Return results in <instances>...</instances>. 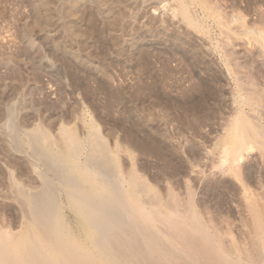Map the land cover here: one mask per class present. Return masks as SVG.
I'll use <instances>...</instances> for the list:
<instances>
[{
    "label": "rangeland",
    "instance_id": "374dc122",
    "mask_svg": "<svg viewBox=\"0 0 264 264\" xmlns=\"http://www.w3.org/2000/svg\"><path fill=\"white\" fill-rule=\"evenodd\" d=\"M181 1L198 30L173 16L176 0H0L5 218L16 212L10 170L29 196L60 191L64 154L45 153L38 126L56 141L71 123L85 143L89 115L110 146L132 152L166 206L193 207L230 251L258 246L247 198L264 224V154L244 150L234 178L224 144L240 108L264 127V0ZM240 95L254 98V111Z\"/></svg>",
    "mask_w": 264,
    "mask_h": 264
},
{
    "label": "bare ground",
    "instance_id": "6f19581e",
    "mask_svg": "<svg viewBox=\"0 0 264 264\" xmlns=\"http://www.w3.org/2000/svg\"><path fill=\"white\" fill-rule=\"evenodd\" d=\"M176 1L179 6L173 16L198 30L197 20L181 0ZM209 12L213 16L214 11ZM251 95H240L238 99L241 106L254 111L255 101ZM70 124L60 125L56 141L47 123L38 126V145L48 147L45 153L50 155L53 148H58L64 154V163L59 166L64 170L63 181L57 196L51 190L38 197L29 196L25 182L15 178L13 170L9 171L17 191L13 202L16 212L10 219L0 212V264L262 262L258 263L256 257L264 256V224L254 200L247 198L253 241L258 246L250 250L236 246L230 251L226 244H221L222 239L221 243L217 241L219 235L211 224L201 223V216L193 207L185 209L184 215L178 213L179 209L166 206L167 202L155 187L134 168L132 152L118 143L110 146L107 135L91 116L88 115L85 143ZM225 132L224 152L231 161L226 171L238 178L237 161L244 150L256 148L264 154V127L252 122L240 108ZM119 153L126 157L128 168ZM225 237L226 234L223 239ZM180 242L185 245L188 242L189 247H181Z\"/></svg>",
    "mask_w": 264,
    "mask_h": 264
}]
</instances>
